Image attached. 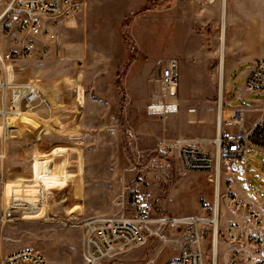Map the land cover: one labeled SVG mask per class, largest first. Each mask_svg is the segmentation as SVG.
I'll return each instance as SVG.
<instances>
[{"label":"rangeland","instance_id":"1","mask_svg":"<svg viewBox=\"0 0 264 264\" xmlns=\"http://www.w3.org/2000/svg\"><path fill=\"white\" fill-rule=\"evenodd\" d=\"M5 7L0 0V77L13 80L1 92L9 100L13 86L33 82L45 102L36 113L0 114V137L5 120L10 138L0 148L7 155L0 160V264L23 249L50 264H88L85 224L135 220L142 203L149 204L141 214L144 243L100 264H164L180 253L188 219L206 220L205 264H214L217 185L223 229L230 179L250 201L264 203V153L248 149L243 171L222 161L217 182L214 171L183 170L160 143L204 139L213 152L220 103L225 120L233 108L264 103L245 88L252 61L264 58V0H85L55 26L59 46L40 43L34 59L24 60L20 17L4 16ZM171 60L180 68L169 97L178 112L151 116L148 107L165 101L159 64ZM238 132L222 125L223 140ZM227 260L221 245L216 264Z\"/></svg>","mask_w":264,"mask_h":264},{"label":"built area","instance_id":"2","mask_svg":"<svg viewBox=\"0 0 264 264\" xmlns=\"http://www.w3.org/2000/svg\"><path fill=\"white\" fill-rule=\"evenodd\" d=\"M5 4L4 16L14 13L20 17L19 33L21 49L19 59H34L39 50V44L54 48L59 46L60 37L55 26L62 24L80 10L85 0H2ZM11 53L7 59H11ZM158 78L164 91V102L152 104L148 107L151 116H162L178 112L175 100L169 103V97H175L180 84L179 63L171 60L166 64H159ZM10 76V75H8ZM6 77V83L0 77V114L4 113H36L45 101L43 92L34 86L33 82L26 85L13 86L9 100L5 92L6 86H11V80ZM245 88L248 93L264 95V58L252 61L251 68L246 75ZM173 107L174 110L169 111ZM259 113L254 125L246 128V117L249 113L244 107L233 108L228 119L222 113V125L227 128H238L236 136L214 141V151L208 150L206 145L209 140L179 139L160 143V151H172L176 154L180 166L185 171H214L217 177L219 162L226 161L232 170L234 166L247 164V150L250 148L264 153V104L256 109ZM9 127L2 123L4 137H0L1 145H8ZM222 138V135H221ZM6 150L1 152L0 160L5 158ZM224 202L231 212L246 209V219L242 223L231 222L220 229V220L211 221L213 232V248H218L217 257L220 255L221 245L227 247L228 260L225 264H264V217L254 211L249 203H245L230 190V184L224 195ZM141 212L137 219L131 220L124 217H106L93 220L85 224V255L88 264H100L102 261L113 257L132 247L144 243L148 236L145 219L141 214L149 209L148 203L140 205ZM171 224L173 221H163ZM206 220H183L185 242L180 253L164 264H205V227ZM217 236V243L214 238ZM222 241V242H221ZM1 264H50L48 259L34 249H23L3 258Z\"/></svg>","mask_w":264,"mask_h":264},{"label":"crops","instance_id":"3","mask_svg":"<svg viewBox=\"0 0 264 264\" xmlns=\"http://www.w3.org/2000/svg\"><path fill=\"white\" fill-rule=\"evenodd\" d=\"M237 99L238 100H242V97L241 96H237ZM263 104L264 103H259L254 108H246L249 111V113L247 115L250 116V118H249V128H251L254 125V123H255L258 115H259V113L256 111V109H258L259 107H262ZM223 116H224V111H223ZM221 135H222V133H221ZM225 137L229 138V136H226V135H225ZM250 149L257 150V149H253V148H250ZM257 151H260V150H257ZM229 184H230V190L233 191V193L238 197V199H240L241 201H244L245 203H249L252 206V208L254 209V211H256L262 217H264V206H263L264 203H261L260 205H257L255 203H253L252 201H250L246 197L244 191L242 189H240L238 186H236L231 179L229 180ZM225 211L227 213V215H226V225L230 224L231 222L242 223L246 219V213H247L246 209H242V210L236 211V212H231L227 208ZM219 220H220V218H218V221ZM217 261H218V258H217Z\"/></svg>","mask_w":264,"mask_h":264},{"label":"bare ground","instance_id":"4","mask_svg":"<svg viewBox=\"0 0 264 264\" xmlns=\"http://www.w3.org/2000/svg\"><path fill=\"white\" fill-rule=\"evenodd\" d=\"M224 11H223V16H224ZM221 49H220V56H221V84H220V99L222 97V87H223V80H222V71H223V64H224V52H225V35L224 32H222L221 35ZM164 109H168L169 111L174 110L173 107H169V108H164ZM221 133H222V110H221V103L219 105V113H218V120H217V135H216V141L220 142L221 141ZM220 169H221V162H219L218 168H217V182L219 181V177H220ZM219 207H220V200H219V194H218V185L216 188V201H215V217H214V221L217 222L218 218H219ZM215 244L217 243V236H215L214 238ZM217 251L218 248L216 247V245H214L213 248V259H214V264H216V259L217 257Z\"/></svg>","mask_w":264,"mask_h":264},{"label":"water","instance_id":"5","mask_svg":"<svg viewBox=\"0 0 264 264\" xmlns=\"http://www.w3.org/2000/svg\"><path fill=\"white\" fill-rule=\"evenodd\" d=\"M237 169H238L237 166H234V167H233V170H237ZM239 169H241V170L243 171V168H242V167H239Z\"/></svg>","mask_w":264,"mask_h":264}]
</instances>
